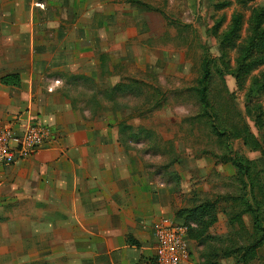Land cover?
<instances>
[{
	"label": "rangeland",
	"instance_id": "374dc122",
	"mask_svg": "<svg viewBox=\"0 0 264 264\" xmlns=\"http://www.w3.org/2000/svg\"><path fill=\"white\" fill-rule=\"evenodd\" d=\"M148 3L149 34L141 32L124 12L136 11L133 3L118 2V18L112 19L117 32L97 37V54L104 53L97 65L101 77L97 110L104 108V116L112 113L126 147L139 158L143 171L165 186L169 220L195 227L184 221L186 216L178 219L176 214L201 204L215 205L217 222L203 236V246L188 241L187 264H204L201 256L226 247L229 257L209 262L264 264V243L255 257L246 259L241 258L242 252L235 253L249 244L251 215L233 220L242 212L237 197L243 190L250 200L246 184L241 183L243 172L233 164L239 162L249 167L264 224V64L240 80L234 77L239 49L251 35V12L263 7L264 0H247L244 5L237 0ZM24 5L28 3L0 0L2 32L9 33L8 28L23 22L5 16L13 14L9 9L18 6L22 10ZM237 13L241 15L237 37L223 47L221 41ZM206 59L212 60L207 108L195 91ZM118 81L123 83L113 91L110 87ZM246 129L252 134L249 138ZM7 212L0 211V264H97L93 255H81L77 244L41 242L46 227L23 224L18 235L14 215Z\"/></svg>",
	"mask_w": 264,
	"mask_h": 264
},
{
	"label": "crops",
	"instance_id": "0c3cea01",
	"mask_svg": "<svg viewBox=\"0 0 264 264\" xmlns=\"http://www.w3.org/2000/svg\"><path fill=\"white\" fill-rule=\"evenodd\" d=\"M18 1L28 6L5 17L23 22L0 28V80L18 75L21 85L0 83V129L39 124L51 139L0 167V211L13 213L18 235L23 224L46 227L41 242L77 244L97 264H154L169 193L143 171L112 113L97 110V37L117 32L118 2L133 3L124 12L149 34L148 0Z\"/></svg>",
	"mask_w": 264,
	"mask_h": 264
},
{
	"label": "trees",
	"instance_id": "16d2710c",
	"mask_svg": "<svg viewBox=\"0 0 264 264\" xmlns=\"http://www.w3.org/2000/svg\"><path fill=\"white\" fill-rule=\"evenodd\" d=\"M240 4H245L247 0H237ZM228 3V2H227ZM222 4L223 7L228 4ZM240 14L233 15V20L231 22V25L228 29V32L224 34L223 40L221 41V45L224 47L227 44H230V42L237 37V34L239 32L240 28ZM211 59H206L202 64V76L197 82V89L195 90L200 104H202L203 107H208V84L209 80L211 78ZM264 64V6L257 9L254 8L251 12V35L250 38L246 41L245 45H242L239 49V56L237 58V69L234 72V77L236 80H240L241 78H244L250 73L260 67ZM1 85L7 86V87H20L21 82L18 75H7L1 78L0 80ZM119 90V88L113 89V91ZM247 137H251L252 134H250V131L246 129ZM261 147L259 146L258 149ZM235 167H237V171H242L243 174H240L241 176V183L246 184L249 192L250 200L248 199L247 195H243L244 190L241 194V197H237V201L239 202V207L242 209L240 212L239 217H234L233 220L239 221L244 214H250L252 217V229L249 231L248 234V245L244 248H237L235 250V253L242 252L241 258H246L248 256L255 257L257 254L258 249L261 247V245L264 243V224L263 220L260 216V209H259V203L254 197V184L250 181V178L248 176V166L245 167V164L234 162L233 163ZM246 169V170H245ZM245 179V180H243ZM242 187V189H245ZM177 218L179 219L181 216L184 217L185 222H191L195 224V227H190V224H185L188 226V234L187 238L188 241L193 240L198 245L203 246L205 243V239H203V236L207 234L208 230L214 226L217 222V210L214 204H201L200 206H196L195 208H192L190 210H184L179 211L176 214ZM232 220V221H233ZM241 222V221H240ZM235 223L231 224L233 227L232 230L235 231L234 225ZM242 224V223H241ZM238 231V228H237ZM207 241V240H206ZM233 241V240H232ZM234 251V250H233ZM230 250L228 247H226L223 250L216 251L211 250L208 254H205L202 257L204 260V264H219V263H213L209 262L210 259L219 260L222 258L229 257ZM154 263V262H153Z\"/></svg>",
	"mask_w": 264,
	"mask_h": 264
},
{
	"label": "built area",
	"instance_id": "2783aa9c",
	"mask_svg": "<svg viewBox=\"0 0 264 264\" xmlns=\"http://www.w3.org/2000/svg\"><path fill=\"white\" fill-rule=\"evenodd\" d=\"M51 139L49 130L30 124L23 130L0 129V167L11 166L33 157ZM190 227H193L190 225ZM188 226L163 219L154 231V264H187L190 260Z\"/></svg>",
	"mask_w": 264,
	"mask_h": 264
}]
</instances>
